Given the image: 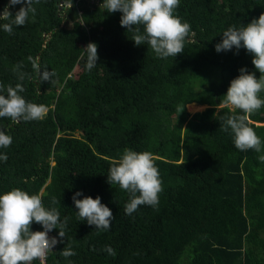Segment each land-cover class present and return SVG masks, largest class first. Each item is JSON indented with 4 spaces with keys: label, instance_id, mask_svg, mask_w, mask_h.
Listing matches in <instances>:
<instances>
[{
    "label": "trees",
    "instance_id": "trees-1",
    "mask_svg": "<svg viewBox=\"0 0 264 264\" xmlns=\"http://www.w3.org/2000/svg\"><path fill=\"white\" fill-rule=\"evenodd\" d=\"M8 2L0 0V15ZM102 3L33 0L34 21L29 13L12 34L0 27V94L20 83L27 102L49 109L41 120L0 118V131L12 137L0 148L7 156L0 195L18 188L56 208L61 222L67 217L64 238L59 228L48 233L58 243L47 264H264V107L250 117L260 152L238 150L220 119L242 114L222 104L239 70L261 74L243 47L215 51L223 31L264 13V0H180L174 15L190 25V36L184 52L168 58L147 43L136 46L120 26L122 13ZM26 6L8 10L14 16ZM89 43L98 59L86 70ZM29 57L55 75L41 82ZM17 64L27 74L22 81ZM192 103L206 108L188 115ZM125 149L152 153L163 188L155 209L141 205L126 215L129 194L107 182L110 159ZM76 192L111 210L109 230L76 215ZM30 231L43 228L32 223ZM69 246L76 255L65 258L60 252Z\"/></svg>",
    "mask_w": 264,
    "mask_h": 264
},
{
    "label": "clouds",
    "instance_id": "clouds-1",
    "mask_svg": "<svg viewBox=\"0 0 264 264\" xmlns=\"http://www.w3.org/2000/svg\"><path fill=\"white\" fill-rule=\"evenodd\" d=\"M179 2L180 0H103L100 7L109 13H122L120 26L133 32L132 41L136 46L147 43L159 58H168L184 52L185 41L190 36V25L174 15ZM21 3L27 6L21 7L13 16L8 8ZM32 3L33 0H9L8 6L0 15V20L8 22L0 27L12 34L13 25L23 26L29 19V13L34 21L36 10ZM137 26L143 27L142 34ZM241 47L253 56L251 63L261 75L257 79L253 73L241 68L239 76L230 82L222 104L232 113L239 110L242 114L221 116V130L231 131L234 146L238 150L260 152L262 141L250 126V117L264 107V99L260 97V93L264 92V13L247 25L239 28L232 26L223 31L222 40L215 45V51L219 53L233 48L239 50ZM83 50L87 55L86 70H91L97 65V45L89 43ZM29 60L41 82L49 81L55 75L46 69L42 71L31 57ZM22 66L17 64L13 68L21 81L27 75L20 71ZM4 90V86L0 85V91ZM23 91L22 85L17 83L15 87H6L7 95L0 94V118L19 122L41 120L46 116L48 107L27 102L19 94ZM183 110L184 108L179 109L180 113ZM11 143L12 137L0 131V148H8ZM6 159V155H0V160ZM259 159L264 161V156ZM107 182L118 185L129 194L124 207L126 215H131L141 205L155 209L159 204V194L163 191L159 169L152 153L147 151L125 149L119 158L110 159ZM80 195V192H76L72 197L78 210L76 215L88 225H94L95 229L109 230L113 220L111 210L101 203L99 197L77 199ZM52 203L56 204L58 201L53 198ZM66 222L67 217L61 222L56 208H45L39 195H30L18 188L0 195V264H33V261L43 264L58 243L57 238L49 237L48 233L59 228L58 235L64 238ZM32 223L40 224L43 231H30ZM103 250L111 256L116 255L111 246H106ZM60 254L68 258L75 256L76 252L69 246L64 247Z\"/></svg>",
    "mask_w": 264,
    "mask_h": 264
},
{
    "label": "rangeland",
    "instance_id": "rangeland-1",
    "mask_svg": "<svg viewBox=\"0 0 264 264\" xmlns=\"http://www.w3.org/2000/svg\"><path fill=\"white\" fill-rule=\"evenodd\" d=\"M205 108V106L196 105V104H190L189 107L185 106V111L188 113V115H191L195 112L202 111Z\"/></svg>",
    "mask_w": 264,
    "mask_h": 264
},
{
    "label": "built area",
    "instance_id": "built-area-1",
    "mask_svg": "<svg viewBox=\"0 0 264 264\" xmlns=\"http://www.w3.org/2000/svg\"><path fill=\"white\" fill-rule=\"evenodd\" d=\"M37 264H41V262L37 261ZM43 264H47L46 261H44Z\"/></svg>",
    "mask_w": 264,
    "mask_h": 264
},
{
    "label": "water",
    "instance_id": "water-1",
    "mask_svg": "<svg viewBox=\"0 0 264 264\" xmlns=\"http://www.w3.org/2000/svg\"><path fill=\"white\" fill-rule=\"evenodd\" d=\"M205 108H206V106H205Z\"/></svg>",
    "mask_w": 264,
    "mask_h": 264
}]
</instances>
